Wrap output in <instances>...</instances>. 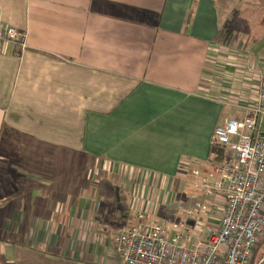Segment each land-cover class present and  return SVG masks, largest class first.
Wrapping results in <instances>:
<instances>
[{"label":"crops","instance_id":"1","mask_svg":"<svg viewBox=\"0 0 264 264\" xmlns=\"http://www.w3.org/2000/svg\"><path fill=\"white\" fill-rule=\"evenodd\" d=\"M230 2L0 0V29L28 42L0 47L1 264H120L115 235L139 213L188 222L190 245L218 225L222 207L186 211L216 199L200 180L239 99Z\"/></svg>","mask_w":264,"mask_h":264},{"label":"built area","instance_id":"2","mask_svg":"<svg viewBox=\"0 0 264 264\" xmlns=\"http://www.w3.org/2000/svg\"><path fill=\"white\" fill-rule=\"evenodd\" d=\"M6 44L25 50L27 35L10 27L0 29V47ZM237 66L242 70L236 81L249 84L244 92L254 90L255 96L241 99L245 116L219 124L212 139V144L233 152L234 163L213 166L212 175L200 180L204 193L215 196L214 202H200L186 211L189 219L210 212V207H222L218 225L208 226L207 237L190 245L193 231L188 222L168 226L139 213L138 225L115 235L120 264H251L264 238V58L253 57V63L248 59Z\"/></svg>","mask_w":264,"mask_h":264},{"label":"rangeland","instance_id":"3","mask_svg":"<svg viewBox=\"0 0 264 264\" xmlns=\"http://www.w3.org/2000/svg\"><path fill=\"white\" fill-rule=\"evenodd\" d=\"M228 15H230V20L227 21L226 28H224L225 26L222 27L225 31H223L224 33L220 36V39L222 42H226V36L230 35V41L232 42L231 44L233 45V48L231 52V49H222L221 53L227 55L229 61L233 64V66L235 65V67H237L239 62H247L248 59L249 62L252 60L253 63V57L256 60L264 58V0H231ZM227 31L228 34H226ZM237 34L241 36L240 40H232L234 35L238 36ZM246 37H249V39L246 40ZM243 44H247V51L245 50ZM229 81L234 83L232 78H230ZM243 85L244 84H240V86H236L234 84L233 93L236 94L239 99H233L231 103V107L233 109L230 108L229 117H244L245 111L242 112L241 110H238L237 107L241 105L240 100L243 98L244 90H249L251 86L249 84ZM238 114L240 117H238ZM263 240L264 238H261L259 239V242H262Z\"/></svg>","mask_w":264,"mask_h":264},{"label":"trees","instance_id":"4","mask_svg":"<svg viewBox=\"0 0 264 264\" xmlns=\"http://www.w3.org/2000/svg\"><path fill=\"white\" fill-rule=\"evenodd\" d=\"M210 153H211L210 163L212 164V167L222 164L232 165L234 163V159H235L234 155L232 154L231 151L228 150L227 147L219 146L217 144H212Z\"/></svg>","mask_w":264,"mask_h":264}]
</instances>
